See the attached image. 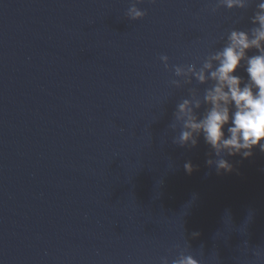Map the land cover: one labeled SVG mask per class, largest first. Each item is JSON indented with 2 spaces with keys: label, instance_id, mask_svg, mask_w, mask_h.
<instances>
[{
  "label": "water",
  "instance_id": "obj_1",
  "mask_svg": "<svg viewBox=\"0 0 264 264\" xmlns=\"http://www.w3.org/2000/svg\"><path fill=\"white\" fill-rule=\"evenodd\" d=\"M214 2L144 0L131 20L132 0H0V264H264V153L217 174L169 128L207 85L170 87L159 57L199 65L251 27L257 0Z\"/></svg>",
  "mask_w": 264,
  "mask_h": 264
},
{
  "label": "clouds",
  "instance_id": "obj_2",
  "mask_svg": "<svg viewBox=\"0 0 264 264\" xmlns=\"http://www.w3.org/2000/svg\"><path fill=\"white\" fill-rule=\"evenodd\" d=\"M143 3L144 0H132L126 16L131 20L144 18L146 11L138 7ZM249 4L250 0H215L210 12L216 13L220 8L243 10ZM249 20L251 27L233 28L222 35V46L198 58L199 65H170L167 55L159 57L175 77L169 81L170 87L179 89L193 82L207 85L202 96L197 95V89L188 88L189 95L175 104L174 121L169 128L175 130L180 125L179 134L172 139L180 147L194 148L202 137L211 150L206 164L214 167L217 174L233 171L227 157L248 159L256 148L264 153V0H257ZM253 49L255 53L250 55ZM241 70L245 75L239 74ZM184 168L189 174L193 171L191 162H186ZM160 264L200 261L187 249H180L174 259L161 257Z\"/></svg>",
  "mask_w": 264,
  "mask_h": 264
}]
</instances>
